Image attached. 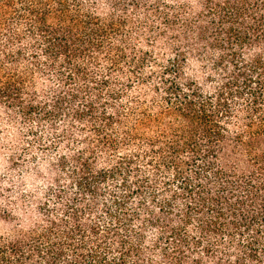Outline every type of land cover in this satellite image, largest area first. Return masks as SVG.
<instances>
[{
    "label": "trees",
    "instance_id": "trees-1",
    "mask_svg": "<svg viewBox=\"0 0 264 264\" xmlns=\"http://www.w3.org/2000/svg\"><path fill=\"white\" fill-rule=\"evenodd\" d=\"M0 109L72 150L0 264H264V0H0Z\"/></svg>",
    "mask_w": 264,
    "mask_h": 264
},
{
    "label": "rangeland",
    "instance_id": "rangeland-1",
    "mask_svg": "<svg viewBox=\"0 0 264 264\" xmlns=\"http://www.w3.org/2000/svg\"><path fill=\"white\" fill-rule=\"evenodd\" d=\"M29 130L49 142L52 130L36 123L10 122L0 109V236L13 226L36 220L34 210L50 189L51 164L71 149L65 144L41 149Z\"/></svg>",
    "mask_w": 264,
    "mask_h": 264
}]
</instances>
